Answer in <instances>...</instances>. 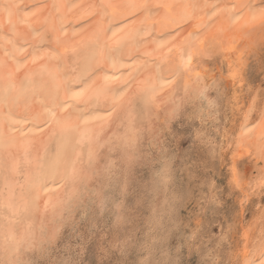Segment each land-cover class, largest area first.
I'll return each instance as SVG.
<instances>
[{"label":"bare ground","instance_id":"1","mask_svg":"<svg viewBox=\"0 0 264 264\" xmlns=\"http://www.w3.org/2000/svg\"><path fill=\"white\" fill-rule=\"evenodd\" d=\"M262 49L264 0H0V264H35V250L44 253L69 226L84 228L79 215L89 214L83 222L99 209L113 215L114 245L125 248L127 232L143 223L130 264H177L161 244L194 190L177 183L175 163L191 148L167 155L158 179L138 186L133 207L128 196L136 164L150 155L144 148H165L181 117L199 121L192 143L226 165L239 219H229L235 234L228 228L222 241L238 242L222 264H264ZM205 183L198 225L221 201L215 176Z\"/></svg>","mask_w":264,"mask_h":264},{"label":"rangeland","instance_id":"2","mask_svg":"<svg viewBox=\"0 0 264 264\" xmlns=\"http://www.w3.org/2000/svg\"><path fill=\"white\" fill-rule=\"evenodd\" d=\"M262 51H264V49H262ZM254 73H255L256 76H254V78H253V75H252V79H253L254 82H257L261 78V76H260L261 73H258V75H257V72L256 71ZM228 89H230V88H227L226 87L225 88V91L228 92L227 95L229 96L230 94H229V90ZM220 104H222V103L220 102ZM195 111L196 110H194V109L192 110L193 113H195ZM181 118H183V117H181ZM181 118H180V121H178L181 124L178 123V122L175 123V128L176 129L174 130V134L171 135L169 132H166L168 135H167V138H166V141H165V144H164L165 145V148H160L159 150L154 151V153L152 152L153 149H151L150 147H147L148 149L146 147L144 148V149H146V151H148V153H150V155L148 156V159H145L146 161H143L139 165L136 164V167H135L136 168V173H135L136 176L134 177L135 182H131L130 183L131 187L129 188V190H130L129 192H130L131 195L128 196V198H129L130 203H131L130 205L133 207V205L137 201L136 195H137V192H138V189H137L138 186L144 184V182L145 181H148L150 178H154L153 180H157L158 179L157 171L159 172V170H160L161 166L163 165V163L165 162L166 158H168V157L171 158L172 156L175 155L176 152H179L178 154H180L183 150L184 151H188V148L189 149L191 148L190 150H191V153H193L192 155L193 156L196 155V156L193 157V156H190L188 154V155H185L183 157V160L184 161L188 160L187 157H191L190 158L191 163H189V165H186L187 167L186 166H181V165H183V160L181 161L180 160V157H176V159H175V163H177L176 164V170H177V172L179 174V177H180L179 180L175 179V181L177 180V183L180 184L185 189L188 187V188H190L192 190L194 188V190H193L192 196H189V198H188L189 200L184 204V206H182V208L183 207L184 208L181 209L180 210V213L178 214V222H174L175 223L174 224V229L172 228L173 231H172L171 236L172 235H175V236H172V237L170 236L171 239L168 241L169 243H167V244L165 243V244H161V245H162V248H166L164 250L168 251L174 258L177 259L176 260V263L177 264H206L207 261H208L207 264L208 263L209 264H211V263L214 264L211 261L212 257H209L210 256V252H211L210 250H212L214 248L213 251L216 250V252H217V250L220 248L219 250H221V251L218 250V253L220 254V256L221 255L222 256L219 259L220 261H219L218 264H222V262H224L226 260L225 256H227V254L225 253V250L232 251L231 250L232 247L233 248H236V245H237V242H238V238H237L236 235L233 236L234 239L230 240V242L227 241V240H223L222 241V239H224L223 238V235L228 230V228H229V230H231V231H229V235L230 234H235V233H233V232H235V230L233 229V226L231 224H229L228 222L230 220L233 222L237 218L239 219L238 213H237L238 210H235L236 208L234 207V203L231 200L232 198H231V196L227 195V192H226L227 186H228L227 185V178L228 177H227V173H226L227 171H225L226 170V168H225L226 165H225V167H224V164H223V166L222 165L220 166V164H219L220 161L209 159L210 157L205 154V152H207V149H206V147L204 145L201 146V144H199V143H192L193 142V134L195 133L196 130H198L200 128L199 121L198 120H194L193 118L187 119L188 117H184L183 119H181ZM184 119L187 120V121L189 120V122L185 121ZM191 121H193V123ZM184 123H186V124H184ZM229 126L230 125H228V127ZM201 132L203 133V131H201ZM204 134L207 135V133H204ZM204 148H205V150H204ZM165 149L167 151L166 155L164 154L166 152ZM184 151H183V154H184ZM195 152H197V153H195ZM183 154L181 153L180 155H183ZM167 155H169V156L167 157ZM150 156L152 157L153 160L152 159L149 160V157ZM155 157H157V158H155ZM192 157H193V159L195 158V160L192 161ZM178 161L179 162L181 161L182 164L179 165L178 164ZM225 163L228 164V161L227 162L225 161ZM205 168H207L208 170L206 171ZM223 168H225V169H223ZM210 176H212V177L215 176V178H216V180L218 182V185L221 188L220 191H222V192L219 195L220 198H221V201H220V204H218L216 206V209L215 208H207L206 209V213H204V214L201 215L203 222H201L202 224L198 225V223L196 222V220L193 219V218H197L196 216H198L197 210H198V208L200 209L199 205L202 206V207H206L205 206L206 203L204 204L205 201H203V199H202L204 197H202L201 192L202 191L204 192L205 190L208 189V188H206L204 186V183L206 182V180H209ZM176 187H178V186H176ZM107 192L110 193L111 197H112V193L114 195L117 194L116 191H115V189L113 187L107 189L105 191V193H107ZM225 192H226V194H225ZM133 193H135V194H133ZM198 199H199V202L197 203L196 201H198ZM89 204H91L90 202L88 203V206H91V208H92L93 207L92 204L91 205H89ZM108 206H110V208H112V200L111 199H109V201H108ZM99 210H96V213L95 212L93 213L95 215H92V216L87 217L89 219H87V220L85 219V221H83V222H81L82 216H88L89 214H86V215H82L81 216L78 213V215L80 216V218H79V224L81 223L82 227L83 226H85V227L84 228H76V227L73 228V227L69 226L67 228L69 230L63 231L62 232L63 234L62 233H59V235H57L58 236L56 238L57 239L56 240L57 242L55 244H53V245H47L48 247L45 246V249L46 250L44 249V251H45L44 253H41L39 256H37L39 254L38 251L35 250L33 252V256H32V258H34L33 259V263H35V264H47L48 263L49 264L50 260H49V262L46 263L48 257L46 258V256L44 255L45 253L48 254L47 256H50L53 253H55V254L58 253L57 254V258L54 255H51L52 258H53L51 260H53L54 264L55 263L56 264H58V263L61 264V262H60L61 259H62V261H63V259H65L66 262L64 264H130V263H132V260L135 257V255L137 254V252H134L132 250V244H133L134 241L131 243V240H132L131 237L134 238L133 240H135V238H136L135 236L138 235V233L140 231L138 229V226L139 225H142L143 223H141L140 221H138L139 220L138 217L135 218L136 220L134 219L135 221H138L135 224L138 223L139 225L137 224L138 226L134 227V230L133 231L131 229V231H128L127 232L128 235H130V244L127 243L126 244V247L124 248V247H121L120 246V243L118 245H114L110 241V239L112 237V234L114 236L116 234L114 232V230H113V221H114V219H113L112 213L109 212V209L102 210V211L100 210L101 213L99 212ZM85 211H87L88 213L91 212L90 209H86ZM223 211H225L227 213H224ZM248 212L246 213V218L251 219V217H252V215H250L251 214V210L248 211ZM220 214H222V215H220ZM96 215H98V216H96ZM207 215H209L210 220L208 219L209 217ZM223 216L226 217V218H223ZM176 221H177V219H176ZM211 222L213 223V226H212ZM206 223H207V225H206ZM214 223H215V226H214ZM222 223H225V224H222ZM96 224L97 225H99V224L102 225L101 228H100V230H98V232H96V229H98V228H95ZM111 226H112V228H111ZM197 227H198V229H197ZM210 227L212 229H208ZM219 227H220V229H219ZM72 229H74L73 230L74 232L72 231ZM83 229L88 232V233L86 232L85 236L82 233H79L78 234V231L81 232ZM191 230L192 231H195V230L197 231L198 230L197 235L194 234L195 238L194 237L193 238L191 237V236H193V235H191V232H192ZM100 231H102V232H100ZM131 232H132V234H131ZM134 232L136 233V235L134 234ZM222 232H224V233H222ZM109 233H110V235H109ZM198 233H201L202 235L201 234L198 235ZM90 234L91 235L93 234L94 237L93 236L91 237ZM76 235H78V236L81 235L83 237H86L88 235V237H87V239H85L86 241L83 243L82 240L78 236L76 237ZM73 237H74V239H73ZM188 237H190V238H188ZM214 237H215V239H214ZM96 238H97V240H96ZM192 239H194V240H192ZM137 240H139V239H137ZM60 241H62V242H60ZM80 241L82 242V244H81ZM213 241H214V243H213ZM217 241H218V244H217ZM138 242L140 244H144V242H143V240L141 238H140V240ZM57 243H58V245H57ZM225 243L226 244L228 243V244L226 245ZM229 243H230V245H229ZM101 244L103 246H101ZM110 244H112V245H110ZM204 244L205 245L207 244L208 246L207 245L204 246ZM212 244H214L216 247L214 245H212ZM201 245H202V247H201ZM74 246H76V248L77 247H80L81 249L84 248V250H83V256L80 254V250H78V248L76 249ZM153 246H154V251H153L154 254L157 255V256L160 255V251L157 250L158 244H154ZM211 246H214V247H211ZM55 248L56 249L59 248L58 251H56ZM74 249H75V252H74ZM101 250H103V251H101ZM105 250H107V251L110 250L111 251L110 254H109V257H104L103 253H105ZM164 250L162 249V252ZM50 251H51V253H50ZM69 252H71V253H69ZM76 252H79V253H76ZM168 252H166V253H168ZM84 253L86 255H84ZM174 254H176V256ZM198 254H199V256H198ZM200 254H201V256H200ZM43 256L46 258V260H45V258ZM124 256H125V259H124ZM98 257H99V259H98ZM160 258H162V257H160ZM222 258H223V260H222ZM72 259H74V260H72Z\"/></svg>","mask_w":264,"mask_h":264}]
</instances>
